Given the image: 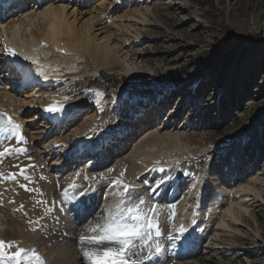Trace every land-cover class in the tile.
I'll list each match as a JSON object with an SVG mask.
<instances>
[{
    "label": "bare ground",
    "instance_id": "1",
    "mask_svg": "<svg viewBox=\"0 0 264 264\" xmlns=\"http://www.w3.org/2000/svg\"><path fill=\"white\" fill-rule=\"evenodd\" d=\"M9 1L0 0V111L21 125V134L27 143L5 142L0 135V151L4 146L27 151L0 159V173L17 175L16 181L0 180V239L16 241L25 249L35 248L46 264H84L77 246L78 237L91 216L110 201L109 194L120 192L119 188L113 189L111 182L121 178L120 173L124 171L123 182L128 185L133 182L136 186L131 189L132 198L140 196L146 201L145 207L155 205L157 208L156 215L163 229L159 264H264V260L255 258L258 254L264 255V232L257 230L255 216L251 215L253 200L264 203V117L259 119L255 114L237 132L216 142L208 140L206 148L199 149L184 140L189 128L186 123H195L194 114L189 113L192 105L186 104L188 98L194 96L190 86L186 95H179L180 103L171 102L162 122L157 123L155 114V125L147 129L148 133L137 143L128 140L132 133L149 124L146 120L150 116L139 120V126L138 122L129 125V118L118 112L121 103L117 95L107 99L104 91L97 90L93 92L94 97L88 92L69 98L65 108L71 110L72 117L76 114L78 117L62 123L50 119V114L43 110L53 98L61 101L67 96L66 86H72L83 77L89 67L93 72L102 70L128 78H139L145 73L155 76L162 64L141 66L149 54H132L133 47L137 46L134 44L140 43L138 49L143 46L152 49L155 39L150 37L155 30L163 31V38L169 42L178 39L186 43L183 36L167 27V22L168 12L177 13L189 3L186 0L182 3L179 0L175 3L170 0H46L41 4L34 1L33 4L12 5ZM5 10L7 14H2ZM184 26L182 23L175 29ZM5 45L38 56L39 64L25 61L22 56L6 55ZM255 46L256 53L241 59L221 85L216 84L212 98L202 106L205 112L214 111L212 127L231 123L239 114L238 107L245 106L259 93L250 73L264 60V44ZM33 48L38 51L33 53ZM234 83L239 84L237 95L230 92ZM33 85L35 88L31 89ZM59 85L64 87L59 90ZM163 97L140 103L139 109L147 110ZM28 108L34 114L43 115L46 124L58 131L52 145L70 142V147L63 149L64 154L69 153L70 162L88 161L64 182L53 180L43 152L34 145L40 137L23 127L30 119L23 122L20 115ZM136 108L127 103V110ZM96 129L102 132L92 142L94 135L89 133ZM120 135H123L121 140ZM73 145L78 147L74 149ZM173 151L206 157L193 171L189 169L191 175L187 176L184 170L179 172L175 164L167 172L169 179L165 177V169L171 168L172 161L161 155L168 156ZM13 165L24 168L28 180L22 178L20 169ZM162 177L172 184L166 196H163L166 183L161 181ZM157 180L163 186L157 188ZM72 181L95 189L84 198L87 215L71 211L72 205H65L68 211H60L64 190ZM21 183L38 191H26L20 187ZM173 205L176 215L169 219ZM49 209L51 213L46 214ZM193 212L197 214L195 217ZM63 213L67 217H63ZM194 218L195 225L191 223ZM198 223L197 236L189 234ZM182 224L188 230L187 240L173 248L167 239L168 232ZM149 264H157V261Z\"/></svg>",
    "mask_w": 264,
    "mask_h": 264
},
{
    "label": "rangeland",
    "instance_id": "2",
    "mask_svg": "<svg viewBox=\"0 0 264 264\" xmlns=\"http://www.w3.org/2000/svg\"><path fill=\"white\" fill-rule=\"evenodd\" d=\"M170 1L172 3L176 2V0ZM179 1L181 3L183 2V0ZM186 1L189 5H186L183 10L177 13H173L172 11L168 12L170 19L167 22V27L171 30H175V33L180 37L183 36L186 43L179 42L178 39L169 42L166 38H163V31L155 30L152 31L150 37L151 39H155V42L152 44V49L147 47L144 48L143 46L139 48V50L137 46H139L140 43L135 42L134 44L137 46L133 47L132 54H149L143 60L141 66L162 64V67L157 69L155 76H150L145 73L139 78H128L118 74L103 72L102 70L93 72L92 68L89 67L85 71L83 77H79L77 79L78 81L76 80L72 86H66L67 97L72 98L81 96L88 92H92L90 94L94 97L95 94H93V92L97 90L104 91L107 99L112 98L113 95H117L121 103L118 112L125 114L124 117L127 119L129 118V125H132L134 123L135 113L139 110H144L141 108L139 109L140 103L166 96L168 89L172 88L170 85L174 84L179 85V88L176 90V93H178L177 98H174L171 102L178 104L182 101L179 95H186H183V91L181 90L185 89L187 93V87L190 86L191 90L194 91V96L191 95L186 104L192 105L189 109V113L194 114L195 123H186V126L189 128L187 137H185L184 140L188 141L191 147L193 146L199 149L206 148V145L209 143L208 140L216 142L217 140L227 138L229 135L237 132L241 125L249 121L255 114H258L259 119L264 117V60L259 67L250 73L251 77L254 78V81L258 85L259 93L255 98L247 102L245 106L238 107L240 110L239 114L232 119L231 123L219 128L212 127L210 121L212 120L214 111L205 112V109H202L204 103H207V101L212 98L216 84L218 83V85H221L229 71H231L241 59L255 54V45L259 43L264 44V0ZM195 15L198 16L197 19H195ZM182 23L185 24L182 29H175L176 26ZM248 44L254 46L249 47ZM100 72L109 75L108 82H105L103 77L98 75ZM58 82L60 83V81ZM87 83H90V85L87 86ZM35 85L30 88H35ZM183 85L185 87H183ZM238 86V83L232 84L230 92L236 93ZM63 87L64 86L59 85L57 89L61 90ZM126 92L127 94H125ZM159 92H161V94ZM38 94L39 92L37 95ZM170 98H172V95ZM171 102L170 105L172 104ZM127 103L130 106L133 104V109L137 107L136 110H127ZM200 109L202 110L199 111ZM167 112L160 119L158 112L155 111V114L157 113V123L164 120L162 118ZM20 116L23 122L27 119L31 121L27 123L24 122L23 127L29 129L35 136L40 137L36 139L34 145L39 147L40 151L43 152V160L47 161L46 164L49 165L48 170L53 180L56 182H64L65 179L74 175L77 170H80L83 166L88 164L86 159L81 162H70L71 158L69 153L67 152L64 154L63 152L70 147V142L68 140L60 143V147L51 144L53 138L58 136L59 133L58 131L52 130V128L46 124L43 115L34 114L31 108H28L21 113ZM35 116L37 118H35ZM76 117H78L77 114L72 117V119ZM79 117H81V115H79ZM139 125L140 122L138 126ZM154 125H152V123H150V125H143L140 127L141 129L139 128L138 132L136 130V133L131 134L132 138L129 139L128 142L133 139V141L137 143L148 133L147 129ZM46 131L50 132L46 133ZM93 132L89 133V135H94L92 142H95L97 136L101 134L102 131L96 129ZM69 133L70 130L67 131L65 135ZM122 136L123 135L118 136L120 140ZM64 145H67V147H64ZM46 147L49 151H45ZM183 155L185 156L179 158ZM161 157L164 159L169 158L172 161L170 164L171 168H168V170L165 169V177L168 178L170 174L167 172H170V169H173L175 164V166H178L177 169L179 172L184 170L185 172L191 173L197 164L199 166L203 163L202 159L206 156H196L194 153L186 151H173L171 155H161ZM31 160L32 159L28 161ZM193 161L196 162L195 165ZM184 166L186 167L184 168ZM21 177L23 178V176ZM158 181L160 180H157L156 183ZM129 183L131 189L136 187L132 184L133 182ZM171 189V183L164 184L163 196H166ZM262 190L264 197V178ZM139 197L140 196L137 198ZM251 203V215L255 216L256 228L258 231L264 232V203L260 204L261 202H258L256 199ZM63 217H67L66 213H63ZM204 227L205 226H203L202 229ZM250 227L253 229L252 224ZM199 229L200 225L198 223V225L193 230L190 229L188 233L197 236ZM255 258L264 260V255L258 254Z\"/></svg>",
    "mask_w": 264,
    "mask_h": 264
},
{
    "label": "snow or ice",
    "instance_id": "3",
    "mask_svg": "<svg viewBox=\"0 0 264 264\" xmlns=\"http://www.w3.org/2000/svg\"><path fill=\"white\" fill-rule=\"evenodd\" d=\"M43 46L45 45L42 44ZM32 51L36 53L38 50L33 48ZM5 54L10 57L22 56L25 61L39 64L38 56L18 52L15 48L7 45H5ZM97 95L100 96L102 93ZM68 99L67 96L63 97L61 101L53 98V102L43 110L50 114V119L59 120L62 123L66 119H71L73 115L71 110L65 108V102ZM0 135L3 136L5 142L14 140L15 144L27 143L21 134V125L15 123L11 116H6L2 111H0ZM77 147V145H73L74 149ZM26 151V149L4 146L3 151H0V159L10 154H24ZM13 167L19 168V174L28 180L24 168H20L19 165H13ZM159 170L164 171L163 168ZM124 175L125 172L122 171L120 177L122 178ZM184 175L191 174L185 172ZM121 178L111 182L113 189L119 188L120 192L113 191L109 194L110 201H106L105 206L91 216L78 237L77 246L84 264H149L153 260L159 264L157 258L163 251L160 242L163 229L156 215V206L145 207L146 201L143 198L133 199L131 186L124 183ZM169 179H171L170 176ZM0 180L16 181L17 175L9 173L5 176L0 173ZM161 181L167 182L163 177ZM161 181L157 182V188L161 186ZM20 187L29 192L38 191L29 189L23 183L20 184ZM94 190L91 185H78L72 181L68 189L64 190L60 211L66 212L68 209L65 205H72L71 211L87 215V201L84 198ZM69 191L72 192L71 196H69ZM175 207V205L172 206L169 219L175 217ZM20 208L23 209V205ZM51 211L49 209L46 214H50ZM192 215L195 217L197 214L193 212ZM30 223L32 222L30 221ZM191 223L196 224L195 218ZM187 231L183 224L178 229L173 226L167 235L170 245L175 248L184 243L187 240ZM0 264H46V261L35 248L25 249L19 247L16 241L0 239Z\"/></svg>",
    "mask_w": 264,
    "mask_h": 264
},
{
    "label": "water",
    "instance_id": "4",
    "mask_svg": "<svg viewBox=\"0 0 264 264\" xmlns=\"http://www.w3.org/2000/svg\"><path fill=\"white\" fill-rule=\"evenodd\" d=\"M98 75L102 76L105 82L109 81V75L108 74L100 72V73H98Z\"/></svg>",
    "mask_w": 264,
    "mask_h": 264
}]
</instances>
